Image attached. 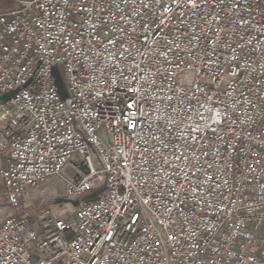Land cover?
I'll return each instance as SVG.
<instances>
[{"label":"built area","instance_id":"2783aa9c","mask_svg":"<svg viewBox=\"0 0 264 264\" xmlns=\"http://www.w3.org/2000/svg\"><path fill=\"white\" fill-rule=\"evenodd\" d=\"M5 94L0 264H264V0H21Z\"/></svg>","mask_w":264,"mask_h":264},{"label":"rangeland","instance_id":"374dc122","mask_svg":"<svg viewBox=\"0 0 264 264\" xmlns=\"http://www.w3.org/2000/svg\"><path fill=\"white\" fill-rule=\"evenodd\" d=\"M21 0H0L1 8L0 11L16 8L20 5ZM75 161V158L73 159ZM65 175H74L75 170L72 167H66ZM65 181L64 175H54L50 177L43 186L33 187L31 190L32 195L36 194L32 198L27 196V199H32L33 204L28 206L27 210L34 217L36 216L38 211L50 208V209H58L60 206L70 207L72 208V202L65 197H62V189ZM50 191L52 196L46 197L43 195L44 191ZM29 194V193H28ZM56 198V199H55Z\"/></svg>","mask_w":264,"mask_h":264},{"label":"crops","instance_id":"0c3cea01","mask_svg":"<svg viewBox=\"0 0 264 264\" xmlns=\"http://www.w3.org/2000/svg\"><path fill=\"white\" fill-rule=\"evenodd\" d=\"M0 8H1V4H0ZM9 155L7 151H0V169L6 165L7 161H8ZM70 167V166H68ZM45 184V183H43ZM43 184H40L39 186H43ZM29 198L33 199V196H35L36 194L32 195L31 190L29 191ZM27 195V196H28ZM44 196L49 197L52 196V193L50 191H44L43 193ZM25 199L26 204L32 205L33 201L32 199ZM56 199V198H55ZM11 210V207L9 205V203L6 201L5 198V193H4V188H3V182L0 176V220ZM27 211V210H26Z\"/></svg>","mask_w":264,"mask_h":264},{"label":"water","instance_id":"95a60500","mask_svg":"<svg viewBox=\"0 0 264 264\" xmlns=\"http://www.w3.org/2000/svg\"><path fill=\"white\" fill-rule=\"evenodd\" d=\"M54 76H55V82L58 86V91L60 93V96L62 99H65L67 97V91L65 88V84L64 81L61 77V75L58 73L57 68H54ZM8 97V94H5L3 96L0 97V99L4 100ZM105 189V185H101L100 187L94 189L91 193H89L88 195H85L83 197L84 200H93L96 197H98ZM77 203V201L75 202Z\"/></svg>","mask_w":264,"mask_h":264}]
</instances>
